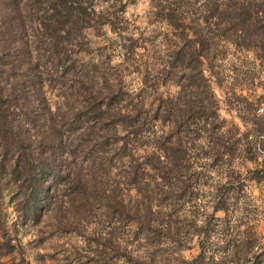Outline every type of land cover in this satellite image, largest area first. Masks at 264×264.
<instances>
[{
	"label": "trees",
	"instance_id": "1",
	"mask_svg": "<svg viewBox=\"0 0 264 264\" xmlns=\"http://www.w3.org/2000/svg\"><path fill=\"white\" fill-rule=\"evenodd\" d=\"M67 1L0 0V202L11 208L20 223L35 228L39 243L58 233L79 230L95 203L111 217L124 215L140 222L133 230L135 239L139 234L147 236L154 218L153 206L167 196L156 188L155 172L167 179L189 170V161L183 164L179 158L189 144L199 140L192 137L196 130L217 134H208L204 145L215 147L213 159L219 158L221 163L230 147L218 148L221 142L214 140L232 129L233 136H238L236 147L239 144L240 148L231 147V151L237 149L245 160L254 162L251 170L246 169V182L264 184V144H253L251 139V135L264 132V112L238 115L247 125L240 131L236 125L224 127L212 94L206 107L198 103L202 97L194 90L186 94V88L198 87L200 83L208 87L203 59L212 58L211 51H215L218 41L242 50L264 52V0H185L161 7L160 19L176 43L168 53L169 61L156 75L166 78L179 69L176 84L183 94L160 99L150 120L139 117L136 105L123 99L120 78H109L103 73L96 76V63L76 66L68 47L73 45L83 24L78 17L80 11L74 13ZM123 48L127 59L132 46ZM46 90H55L53 95L58 101ZM260 102L255 100L254 109ZM159 116L160 125L166 129L156 137L149 125ZM180 130L184 143L178 135ZM118 132L122 137L114 154L121 171L107 193V182L101 177L96 182L95 176L105 171L102 146ZM143 133H148V137H143ZM138 148L144 151L140 153ZM255 150L263 154L260 161ZM231 172L235 183L243 184L241 171ZM229 184H223L215 194V211H227L226 198L232 190ZM122 188L126 198L119 194ZM183 193L181 187L180 194ZM259 212L264 214L263 205ZM233 228V235L225 239L231 245L230 260L234 264H264V232L258 233L248 221L234 224ZM222 235H226L225 231ZM111 237L101 234L92 238L96 244L111 248ZM15 239V232L8 231L0 217V256L6 254L12 264H22V251ZM85 244L89 248L87 240ZM203 253L200 247L194 257L182 262L199 264ZM15 257L18 259L14 261ZM36 258L38 264H51L43 261L42 254Z\"/></svg>",
	"mask_w": 264,
	"mask_h": 264
},
{
	"label": "rangeland",
	"instance_id": "2",
	"mask_svg": "<svg viewBox=\"0 0 264 264\" xmlns=\"http://www.w3.org/2000/svg\"><path fill=\"white\" fill-rule=\"evenodd\" d=\"M180 1L185 0H68L74 13L80 11L78 17L81 16L83 24L73 45L68 47V53L76 59L77 67L96 63V69L103 71L95 69L96 76L103 73L109 78H120L123 99L126 103L130 99L136 105L139 117L150 120L160 99L183 94L176 84L180 79L179 69L166 78L156 75L169 61L168 53L176 43V38L160 19V9ZM82 8L84 11H81ZM129 44L132 53L126 59L123 47ZM214 47L212 58L203 59L202 69L208 78V87L204 88L200 83L198 87L186 88V94L194 90L198 97H202L198 103L205 107L212 94L216 112L225 121L224 127L236 125L242 131L247 125L241 122L238 115L264 112V52L260 49L258 52L242 50L226 41H218ZM53 93H56L55 90H46L47 95L58 101ZM257 99L261 102L254 109ZM161 110L162 107L160 112L157 111L159 115ZM150 123L156 137L165 133L166 128L160 125V116ZM263 133L256 137L251 135L253 144H264ZM143 134V137L149 135ZM208 134L217 137L213 132H192V137H199V140L189 144L186 153L179 158L182 163L189 161V170L167 179L161 178V172H155L156 188L165 191L167 196L153 206L155 211L150 231L147 236L139 234L138 239L134 238L133 230L140 222L124 215L122 218L117 215L111 217L95 203L83 218L79 230L58 233L55 237L43 238L39 243L35 228L20 223L11 208L0 202L2 223L8 231L15 232L14 242L22 251V264H38L36 257L39 254H42L43 261L51 264H183L182 260L194 257L200 247L204 253L199 264H234L229 258L231 245L225 239L233 235L234 224L246 221L254 224L258 233L264 232V214L259 212L261 205L264 206V184L246 182L249 176L246 169L251 170L254 162L245 160L238 153L240 147L235 144L238 136H233L232 129L214 140L217 144L221 142L218 148L225 150L230 147V153L227 151L229 154L221 160L225 164L220 163L219 158L213 159L214 146L205 147ZM121 135L118 132L114 138L108 137L102 146V167L105 171L97 172L95 181L99 182V177L106 181L104 191L107 193L121 171L114 154ZM178 135L184 143L182 130ZM231 147L237 148L236 151H231ZM137 150L142 153L144 148ZM255 151L257 161H260L263 154ZM160 157L164 159L162 154ZM107 159L111 160L108 162ZM231 170L241 171L243 184L235 183ZM222 171L226 174L223 175ZM223 184L232 187L226 198L227 211H215V194L222 190ZM181 187L184 188L183 194H180ZM119 194L126 198L125 188ZM224 231L226 235L223 236ZM101 234L112 235L111 248L94 242L92 237ZM85 240L89 242V248ZM0 261L1 264H12L6 254L0 256Z\"/></svg>",
	"mask_w": 264,
	"mask_h": 264
}]
</instances>
